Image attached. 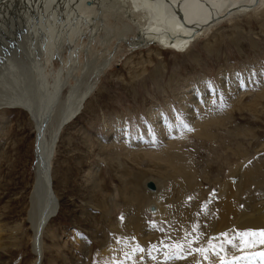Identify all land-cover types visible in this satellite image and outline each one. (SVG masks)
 I'll list each match as a JSON object with an SVG mask.
<instances>
[{
    "label": "rangeland",
    "instance_id": "1",
    "mask_svg": "<svg viewBox=\"0 0 264 264\" xmlns=\"http://www.w3.org/2000/svg\"><path fill=\"white\" fill-rule=\"evenodd\" d=\"M33 1L25 4L45 2L50 14H33L29 23L42 31L19 29L20 45L33 36L45 53L47 44L50 51L58 46L48 65L64 63L71 82L93 86L56 148L60 210L43 234V264H188L208 256L264 264L260 237H242L264 231V4L177 51L156 37L132 44L139 28L126 16L103 12L101 37L89 28L96 17L87 22L71 11L75 1ZM7 18L0 15L1 64L20 52L16 20ZM34 138L25 111L0 109V264L34 258L27 219ZM228 199L234 211L224 225L219 211ZM142 244L149 250L160 244L159 256L143 252Z\"/></svg>",
    "mask_w": 264,
    "mask_h": 264
},
{
    "label": "bare ground",
    "instance_id": "2",
    "mask_svg": "<svg viewBox=\"0 0 264 264\" xmlns=\"http://www.w3.org/2000/svg\"><path fill=\"white\" fill-rule=\"evenodd\" d=\"M31 1L35 4L33 0ZM71 1H75L70 7L71 11L83 17L84 21H87L86 17H93V19L96 17L93 22H101L102 14L105 11H109L110 15L116 13L115 16L118 20H122L126 16L128 21H133L139 28V36L136 39L133 36L132 39L134 45L145 43L148 37L150 40L156 37L161 45L172 47L177 51H186L196 37L206 33L223 20L240 14L244 9L258 8L264 4V0H102L101 2L98 0H69V2ZM1 2L8 4L2 5ZM25 2L28 0H0V5H2L0 6V15L8 16V21L16 20L15 32L18 35V39H16L20 51L18 53L14 49L13 57H8L5 64L0 63V109H22L32 121L35 130L34 175L29 195L30 204L27 219L32 229L31 241L34 258H32L31 264H43V234L49 221L60 210V199L53 187V163L56 148L62 129L81 112L93 86L88 80L87 83L84 82L81 77V80L71 82L68 76L71 72L64 70V63L57 69H54L51 62V65H48L46 59L53 60V55L61 52L58 51V46L54 51H50V45L47 44L49 49L45 53L46 49L43 50V43L39 41L35 42L36 44L33 42L35 44L33 48L32 41L37 39L33 36L28 37V40L25 41L26 44L22 42L23 45H20L19 29L23 31V35H28L24 31H32L35 35L38 33L40 35L42 31L40 26L36 27L29 23L33 14L37 19L46 18L50 14L45 2H40L37 4L38 6L30 4L29 7ZM144 2L147 3L144 4ZM62 3L66 4V0H62ZM118 6L123 7H119L116 11ZM138 8L149 10L147 13L149 17L145 16L147 14L143 15L141 10L137 11ZM185 14L192 18V24L185 20ZM129 24L131 23L126 22L127 26H130ZM91 26L98 29L101 32L99 36L102 37L104 24H90L89 28ZM140 38L142 39L140 40ZM60 40L62 41L61 37ZM61 41L59 48L62 46ZM104 63L100 67L101 69L105 65ZM70 69L73 70L71 67ZM155 206L156 212L153 213L159 218L162 215L161 207L158 204ZM233 211L234 207L230 199L223 201L219 211L220 222L225 225L224 221L230 218ZM132 220L139 221L138 217L134 215ZM258 221L252 219L248 222L257 223ZM242 224H244L243 221ZM139 231L144 232L143 229H139ZM156 238L160 241L159 237L156 236ZM142 245L144 247L140 249L143 252L159 256L160 244L155 245L156 249L153 247V250H149L151 246ZM208 257H210L209 261L195 260L194 263L188 262V264H233L230 261L223 262L222 259L214 262L216 256ZM156 263H159V260ZM162 264H174V262ZM179 264L187 263L179 262Z\"/></svg>",
    "mask_w": 264,
    "mask_h": 264
},
{
    "label": "snow or ice",
    "instance_id": "3",
    "mask_svg": "<svg viewBox=\"0 0 264 264\" xmlns=\"http://www.w3.org/2000/svg\"><path fill=\"white\" fill-rule=\"evenodd\" d=\"M249 235H252V236H259L260 237V239L258 240V241H256V242H258V243H260V244H264V231H261V232H259V233H243L242 234V237H246V236H249ZM243 242V245L245 246V247H249V246H252V245H250L249 244V242H247V241H242ZM255 243V242H254ZM260 255V258L261 259H264V253H260L259 254ZM253 258H255V257H253Z\"/></svg>",
    "mask_w": 264,
    "mask_h": 264
},
{
    "label": "water",
    "instance_id": "4",
    "mask_svg": "<svg viewBox=\"0 0 264 264\" xmlns=\"http://www.w3.org/2000/svg\"><path fill=\"white\" fill-rule=\"evenodd\" d=\"M146 186H147L149 189H152V190L156 188L154 182H152V181H148V182L146 183Z\"/></svg>",
    "mask_w": 264,
    "mask_h": 264
}]
</instances>
